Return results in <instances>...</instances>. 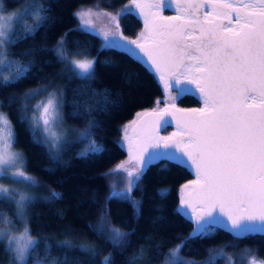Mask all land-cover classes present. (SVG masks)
Here are the masks:
<instances>
[{"label": "snow or ice", "instance_id": "snow-or-ice-1", "mask_svg": "<svg viewBox=\"0 0 264 264\" xmlns=\"http://www.w3.org/2000/svg\"><path fill=\"white\" fill-rule=\"evenodd\" d=\"M166 10L174 12L165 15ZM51 11L50 0H23L22 7L12 10L0 0V90L24 79L47 80V75H39L42 66L32 71L36 48L18 54L11 48L27 39L35 41L41 28L46 38L57 19ZM72 16L77 20L74 28L51 48L40 45L38 49L54 53L62 63L54 75L67 74L69 80L81 81L77 89H71L73 111L69 115L85 116L107 109L108 91L92 87L95 65L104 51L126 55L144 66L161 86L164 97L123 126L118 143L126 150L127 159L102 174L122 176L123 187L119 188L115 180L109 184L100 222L87 227L117 255L125 257L134 230L129 232L111 223L108 203L113 199L129 203L138 220L142 200L133 199L131 193L151 166L166 162L160 170L167 171V165L174 164L195 174V179L181 185L175 209L194 227L167 253L159 244L151 249L142 245L124 258V264H151L160 256L162 264H217L221 259L232 264L224 250L233 247L230 243L207 249L203 260H186L181 251L189 241L212 237L218 230L234 240L264 236V0H127L115 11L97 5L81 7ZM126 17L142 22L135 38L124 34L121 20ZM72 32L99 38L97 56H86L88 49H82L79 40L71 41L76 47L69 51ZM78 91L86 97L82 101L76 99ZM186 95H197L202 106L179 107L177 101ZM67 103L65 89L55 81L0 97V181L23 186L0 183V251L7 258L6 264H97L99 250L91 243L65 239L52 244L47 236L33 235L28 208L37 197L27 189L40 181L28 174L24 154L15 150V130L3 111L19 105L13 110L19 113L17 121L25 126L30 143L43 147L51 162H59L70 131L64 127ZM173 124L174 131L161 134ZM98 126L93 119L83 129H72L77 140L85 144L79 156H99L105 151L92 131ZM167 194L168 189L158 191L162 199ZM60 198L59 192L50 190L43 200L52 203ZM241 259L247 264H264L250 249L244 250ZM99 264H115L113 254L104 256Z\"/></svg>", "mask_w": 264, "mask_h": 264}, {"label": "trees", "instance_id": "trees-1", "mask_svg": "<svg viewBox=\"0 0 264 264\" xmlns=\"http://www.w3.org/2000/svg\"><path fill=\"white\" fill-rule=\"evenodd\" d=\"M4 2L9 10L23 4V0H4ZM50 2L52 3L50 15L57 19L47 31L46 38L45 30L41 28L36 34L35 41L27 39L11 48V51L17 54L36 48L34 57L36 67H33L32 71L35 72L37 67L42 66L43 72L39 75H47V80L24 79L6 90H0V97L12 93L22 94L41 84L55 81L66 92L68 103L63 109L65 123L85 128L88 120H96L99 126L92 130L94 138L104 146L105 151L99 156L81 157L78 153L84 142L75 139L62 148L59 162H51L46 150L30 143V136L25 126L18 123L19 113L13 108H19V105L3 109L8 113L17 137L18 142L14 144V148L24 154L28 174L40 181L38 192L41 196L28 208V222L32 233L47 236L52 244L65 239L73 243H91L99 250L95 258L97 264L109 253L113 254L115 264H124V258L142 245L151 249L159 244L161 251L167 253L176 242H181V238L188 236L193 228L191 222L175 211L179 204L180 186L193 178L192 172L187 168L168 164V170L161 171V167L166 163L161 162L147 170L139 187L131 193L133 199L142 200L138 220L134 218L133 209L129 203L118 199H113L108 203L111 223L129 232L134 230V234L129 237L132 246L127 248L125 257L117 255L111 245H106L87 227L89 224L100 222L101 208L109 194V176L105 177L102 174L108 172L125 157L126 152L118 143L121 126L131 120L137 112L153 108L155 102L163 97L161 86L144 66L126 55L115 51L101 52L95 65L96 80L92 83V87L101 92L106 89L110 103L104 111L96 110L90 115L74 117L69 115L73 111L71 101L74 94L71 89H77L81 81L75 78L69 80L67 74L54 75L63 67L62 63L56 60L54 53L38 50L40 45H47L51 48L69 28L75 27L77 20L73 18L72 13L76 8L98 5L101 9L115 11L127 3V0H50ZM109 4L114 7H109ZM121 26L126 36L135 38L142 28V22L135 17H126L121 20ZM68 40L70 42L69 51H74L76 47L71 41L79 40L81 48L87 47L88 49L85 54L91 57L97 56V49L101 43L99 38L79 32H72ZM105 60H110L112 63L106 65L103 63ZM75 96L78 101L86 98L79 91ZM177 104L182 108L201 106L194 95L180 97ZM81 111L83 112V107ZM172 129L168 126L161 130V134L166 135ZM48 168L53 171L44 170ZM161 188L168 189L166 198L162 199L158 195ZM50 190L59 192L61 198L52 203L44 202L43 198L49 195ZM156 217L162 219H155ZM154 220L155 223H153ZM148 236L152 239L147 240ZM226 243L232 244L233 247H227L224 250L240 249L244 252L245 249H250L252 254L264 260V236L256 235L234 240L230 234L222 230H218L212 237L189 241L182 249L181 255L193 260H202L208 256L207 249L222 247ZM52 254H57L56 248L52 249ZM148 255L152 256V253L149 252ZM61 259H63L62 256ZM6 260L5 255L0 251V264H6ZM162 260L163 256L154 258L151 264H158Z\"/></svg>", "mask_w": 264, "mask_h": 264}, {"label": "rangeland", "instance_id": "rangeland-1", "mask_svg": "<svg viewBox=\"0 0 264 264\" xmlns=\"http://www.w3.org/2000/svg\"><path fill=\"white\" fill-rule=\"evenodd\" d=\"M23 6V4L22 5H20V6H18V7H16V8H20V7H22ZM79 8H81V7H79ZM79 8H76L75 9V11L76 10H78ZM85 8H87V7H85ZM15 9V8H14ZM86 56H88L89 58H91V56H89L88 54H85ZM60 86V85H59ZM61 87V86H60ZM44 95H46V94H44ZM40 97H38L37 99H39ZM163 98L164 97H162L161 98V101H163ZM31 103H35V101H32ZM156 106V105H155ZM154 106V107H155ZM160 107H163V103H161V105H160ZM139 112H143V111H139ZM136 118V114H135V116L131 119V120H129V121H127V122H125L122 126H121V134H120V139H119V141L121 140V138H122V136H123V132H122V128H123V126L124 125H126V124H128L130 121H132L133 119H135ZM64 127L65 128H67V129H69L70 131H69V135H68V137H67V140H68V142L69 141H71V140H75V139H77V133H76V131H72V129H83V128H78V127H75V126H71V125H68V124H66V123H64ZM120 144V143H119ZM85 146V144L83 143V146H82V148ZM121 146V145H120ZM124 149V148H123ZM16 151H18L17 149H15ZM82 150V149H81ZM125 150V149H124ZM19 152V151H18ZM125 152H126V150H125ZM127 159V152H126V154H125V157L122 159V160H120L119 162H117L116 164H118V163H120L121 161H124V160H126ZM115 164V165H116ZM114 165V166H115ZM113 166V167H114ZM112 167V168H113ZM111 168V169H112ZM123 179V177L122 176H117V177H112V176H109V181H108V186H109V184L110 183H112L114 180L117 182V186L119 187V188H122L123 187V184L122 183H120V181ZM0 183H4V184H8V185H10V186H18V187H21V188H23V186H20V185H11V183H10V181H8V180H2V181H0ZM161 189H166V188H161ZM27 191H29L32 195H34L35 197H40L41 195H40V193L38 192L39 191V189H38V186H36V187H33V188H31V189H27ZM108 192H109V187H108ZM16 227L17 228H19L20 227V225H19V223H17V225H16ZM178 243H180V242H176L171 248H173L176 244H178ZM242 252L243 251H241L240 249L239 250H236V251H234V250H225V253L228 255V256H230L231 257V261H232V264H247V261H246V259L245 260H242L241 259V254H242ZM184 257V256H183ZM186 260H193V259H189V258H186V257H184ZM205 258H207V257H205ZM204 258V259H205ZM258 259H260L259 257H257ZM203 260V259H202ZM260 260H263V259H260ZM158 264H162V261L160 262V263H158ZM217 264H228V261L226 260V259H221V260H218L217 261Z\"/></svg>", "mask_w": 264, "mask_h": 264}, {"label": "water", "instance_id": "water-1", "mask_svg": "<svg viewBox=\"0 0 264 264\" xmlns=\"http://www.w3.org/2000/svg\"><path fill=\"white\" fill-rule=\"evenodd\" d=\"M173 12H174V10H172ZM198 100H199V97L197 96V95H194ZM199 102L201 103V101L199 100ZM201 105H202V103H201ZM201 107V106H200ZM190 108H195V107H190ZM173 129L172 130H169L168 132H167V134L166 135H168L170 132H172V131H174L175 130V125L173 124V125H170ZM191 171V170H190ZM192 172V174H193V179H195V174H194V172L193 171H191ZM192 179V180H193ZM188 182V181H187ZM187 182H185V183H187ZM184 183V184H185ZM181 187V186H180ZM180 189V188H179ZM193 225V227H194V224H192Z\"/></svg>", "mask_w": 264, "mask_h": 264}, {"label": "flooded vegetation", "instance_id": "flooded-vegetation-1", "mask_svg": "<svg viewBox=\"0 0 264 264\" xmlns=\"http://www.w3.org/2000/svg\"><path fill=\"white\" fill-rule=\"evenodd\" d=\"M167 11H169V13H166L165 15H172V14H173V11H172V10H166L165 12H167ZM201 106H202V105H201ZM193 178H194V177H193ZM193 178H192V179H193ZM192 179H191V180H192Z\"/></svg>", "mask_w": 264, "mask_h": 264}]
</instances>
